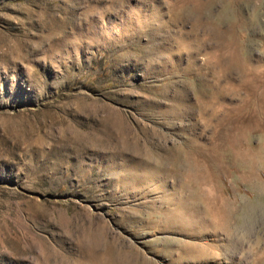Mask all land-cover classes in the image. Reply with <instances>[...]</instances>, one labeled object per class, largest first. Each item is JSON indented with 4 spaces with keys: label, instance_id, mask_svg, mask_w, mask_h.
<instances>
[{
    "label": "rangeland",
    "instance_id": "374dc122",
    "mask_svg": "<svg viewBox=\"0 0 264 264\" xmlns=\"http://www.w3.org/2000/svg\"><path fill=\"white\" fill-rule=\"evenodd\" d=\"M260 105L264 0H0V264H264Z\"/></svg>",
    "mask_w": 264,
    "mask_h": 264
},
{
    "label": "bare ground",
    "instance_id": "6f19581e",
    "mask_svg": "<svg viewBox=\"0 0 264 264\" xmlns=\"http://www.w3.org/2000/svg\"><path fill=\"white\" fill-rule=\"evenodd\" d=\"M261 89V87H260ZM206 90V89H205ZM257 93V92H256ZM201 94V93H200ZM263 95V94H262ZM203 96V95H202ZM201 96V97H202ZM215 96V95H214ZM205 97V96H204ZM256 97V96H255ZM214 99V98H213ZM200 101V100H199ZM202 102L204 100H201ZM212 101V100H211ZM210 101V102H211ZM176 102V101H174ZM202 102H199L198 104V107H197V113L198 115L203 118L205 121H208V122H213L215 123V125L217 127H220L222 125V123L224 122L223 118H221V113L216 111V110H212L211 107H208V105L206 104H203ZM208 102V101H207ZM206 102V103H207ZM209 104V103H208ZM252 105V104H251ZM189 107V106H188ZM213 107V106H212ZM187 108L183 105L181 106L180 104H176V106L173 108V109H170V111L168 112L170 115L172 116H180V115H185L184 111H186ZM246 110V108L244 109H241L239 110L240 113L244 112ZM184 112V113H183ZM187 112V111H186ZM183 113V114H182ZM244 114H250L251 118H254V122L253 123H250V124H246L245 121L244 122H241L240 124L239 123H236L238 124L236 127H234V133H228L226 138H225V148L222 150V148H218L216 149V153L218 155H220L223 151H230V150H236V154H235V159L237 160V158L241 159V161L245 164V166L249 167V170H251L253 168L251 162H250V151L247 150V152H245V150L243 149H240V145L241 143L243 142H248L250 140L249 139V136L252 132V130H255L256 128H259L260 126V120L261 119H264V105H260L258 107H255L254 109L252 110H248V112H244ZM263 121V120H262ZM248 123V122H247ZM260 130V129H259ZM261 132V131H260ZM252 137V136H251ZM250 137V138H251ZM264 142V141H263ZM189 146V145H188ZM194 147V146H193ZM193 147L191 146L190 147V150H188V152H185V153H182V160L178 159V158H168V164L171 165L172 167H175L177 169L178 166H187L190 165V164H196V161H195V153H193ZM246 147V146H245ZM252 148V147H251ZM256 148V147H255ZM259 149V148H258ZM262 149V148H261ZM261 151V155L262 157L264 158V150H260ZM231 156V155H230ZM218 158V157H217ZM256 158V157H254ZM233 159V158H232ZM226 160V159H225ZM219 161V160H218ZM233 161V160H232ZM256 161V160H255ZM221 162V161H220ZM219 162V163H220ZM223 162V161H222ZM226 162V161H225ZM228 162V161H227ZM240 162V160H239ZM259 162V161H258ZM237 163V162H236ZM180 164V165H179ZM221 165V164H220ZM180 166V167H181ZM223 166V165H222ZM238 166V165H237ZM260 166V165H259ZM184 168V167H183ZM264 168V167H263ZM262 168V169H263ZM168 169V168H167ZM261 169V168H260ZM261 169V170H262ZM141 170V169H140ZM258 170V169H257ZM188 171H191V168H186V170L184 172H188ZM248 171V170H247ZM196 172V171H195ZM256 172V171H255ZM264 172V171H263ZM236 173V172H235ZM243 173V172H242ZM149 176V175H148ZM197 176V174H196ZM252 177V174L250 173L248 175V179ZM197 178V177H196ZM192 174L191 172H189V174L185 175V180L188 184L192 185L193 187L197 188L199 190V182L198 180L196 179ZM244 178L247 179V176H245ZM254 178V177H253ZM212 179V178H211ZM262 179V178H261ZM261 181V180H260ZM254 182V181H252ZM264 182V181H263ZM251 184V183H249ZM263 184V183H262ZM257 188V187H256ZM217 189V188H216ZM213 190V189H212ZM255 190V189H254ZM201 191V190H200ZM199 191V192H200ZM188 195V194H187ZM198 195V193L196 194ZM217 195V194H216ZM222 195V193H221ZM199 198V197H198ZM207 198V197H206ZM200 199V198H199ZM223 199V198H222ZM207 201V199H206ZM207 202H205L206 204ZM223 203V202H222ZM221 203V204H222ZM208 204V203H207ZM206 204V205H207ZM213 204V203H212ZM225 204V203H223ZM205 205V206H206ZM208 209V208H207ZM212 209V208H211ZM229 209V208H227ZM216 210V209H215ZM183 211V210H182ZM215 212V211H214ZM188 213V212H187ZM209 213V212H208ZM229 213V212H228ZM192 215V214H191ZM215 215V214H214ZM224 215V214H223ZM220 216V215H219ZM221 217V216H220ZM212 218V217H211ZM216 218V217H215ZM214 218V219H215ZM217 219V218H216ZM219 219V217H218ZM214 222V221H213ZM217 223V222H216ZM219 225V224H218ZM217 228V227H216ZM263 257V256H262ZM260 258V257H258ZM256 258V259H258ZM262 259V258H261ZM260 260V259H258ZM256 261V260H255ZM211 263L213 264H234L233 262L231 261H227V260H224V259H219V260H213ZM255 263V262H254ZM260 263V262H259ZM209 264V263H208ZM241 264H244V263H241Z\"/></svg>",
    "mask_w": 264,
    "mask_h": 264
}]
</instances>
